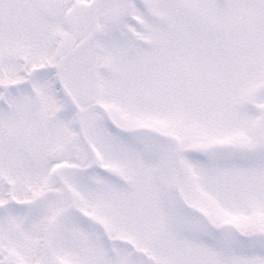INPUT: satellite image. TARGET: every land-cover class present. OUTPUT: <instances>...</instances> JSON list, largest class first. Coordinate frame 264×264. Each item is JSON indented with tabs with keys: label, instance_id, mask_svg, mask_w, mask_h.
<instances>
[{
	"label": "snow or ice",
	"instance_id": "1",
	"mask_svg": "<svg viewBox=\"0 0 264 264\" xmlns=\"http://www.w3.org/2000/svg\"><path fill=\"white\" fill-rule=\"evenodd\" d=\"M0 264H264V0H0Z\"/></svg>",
	"mask_w": 264,
	"mask_h": 264
}]
</instances>
